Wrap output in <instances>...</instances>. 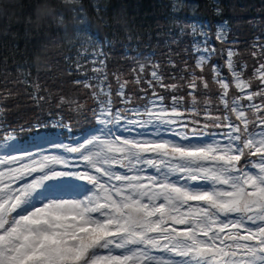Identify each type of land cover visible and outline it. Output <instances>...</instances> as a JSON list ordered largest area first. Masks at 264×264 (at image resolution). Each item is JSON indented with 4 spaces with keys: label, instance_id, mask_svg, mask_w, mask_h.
<instances>
[{
    "label": "snow or ice",
    "instance_id": "6c2138e0",
    "mask_svg": "<svg viewBox=\"0 0 264 264\" xmlns=\"http://www.w3.org/2000/svg\"><path fill=\"white\" fill-rule=\"evenodd\" d=\"M35 5L39 18L50 14L48 0ZM232 55L229 51L237 87H250L240 81ZM260 68L264 71V65ZM152 75L157 78L155 71ZM218 80L226 97L229 85ZM118 95L122 103L130 102L123 86ZM246 96L249 101L259 96L261 103L232 101L243 128L226 113L214 126L227 131L210 135L199 128L188 131L175 97L176 115L166 119H153L155 112L167 111L163 97L123 109H114L111 100L99 102L95 132L119 144L104 150L108 166H97L100 153L91 152L90 145L102 143L94 133L76 146L53 144L77 154L72 160L43 156L36 161L24 149L0 159L6 168L0 171V264H264V87ZM248 109L260 114L251 129ZM145 113L148 120L142 119ZM117 163L125 170H114ZM64 192L77 198L65 199Z\"/></svg>",
    "mask_w": 264,
    "mask_h": 264
},
{
    "label": "trees",
    "instance_id": "16d2710c",
    "mask_svg": "<svg viewBox=\"0 0 264 264\" xmlns=\"http://www.w3.org/2000/svg\"><path fill=\"white\" fill-rule=\"evenodd\" d=\"M48 2L50 14L41 19L35 0H0V159L24 149L39 161L53 154L48 146H76L99 126L94 111L101 101L123 109L163 97L167 111L153 119H166L176 115L175 97L181 123L206 135L227 131L214 126L226 113L243 128L231 111L234 99L261 103L246 94L264 87V0ZM229 51L240 81L250 87H237ZM218 76L229 85L226 97ZM121 86L129 103L118 95ZM245 115L250 129L259 122L255 109ZM112 139L109 146L118 147ZM111 167L121 171L119 163Z\"/></svg>",
    "mask_w": 264,
    "mask_h": 264
},
{
    "label": "rangeland",
    "instance_id": "374dc122",
    "mask_svg": "<svg viewBox=\"0 0 264 264\" xmlns=\"http://www.w3.org/2000/svg\"><path fill=\"white\" fill-rule=\"evenodd\" d=\"M95 136L100 140L102 141V143H97L96 145L92 146L90 145V149H91V152L93 154V156H96V153H100V157L97 158V166H104L103 165V155H104V150H106V148L111 144V137H103L101 135V133L99 132H94ZM168 137V134L165 135V138L167 139ZM88 139H92V135H89L87 137ZM145 138H149V137H145ZM217 139L219 140L220 138L217 137ZM52 146H48V148H46L45 150H49V149H53V154L50 155L51 156H62L64 157L65 159H69L70 157H72V154H69V153H66L63 151V149H60V148H52ZM87 155V153H85ZM37 160V159H35ZM71 160V159H69ZM80 164L81 165H85L86 163H84V161L81 159L80 160ZM83 161V162H82ZM52 167L56 168L57 170H60L63 165H60V164H54V165H51ZM89 169V171H91L92 173L96 174L95 173V167H93L92 165H86ZM0 171H6V168L4 167V165H0ZM98 175V174H97ZM38 176V175H37ZM15 185V184H14ZM87 185V183H86ZM90 186V185H89ZM0 187H2V184H0ZM60 195L63 196V198L65 199H76L77 198V195L75 193H72V192H64V193H60ZM87 195H91V193H87ZM79 199H84V194H81L79 197ZM195 203V202H193ZM39 206H42V205H39ZM178 228V230H181L184 228L183 225H177L176 226Z\"/></svg>",
    "mask_w": 264,
    "mask_h": 264
}]
</instances>
